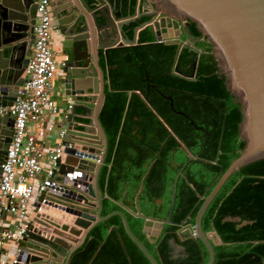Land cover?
<instances>
[{
	"label": "trees",
	"instance_id": "1",
	"mask_svg": "<svg viewBox=\"0 0 264 264\" xmlns=\"http://www.w3.org/2000/svg\"><path fill=\"white\" fill-rule=\"evenodd\" d=\"M135 4L136 0H118L117 9L126 16L134 12ZM136 25L125 28L131 30L128 33L130 38ZM190 30L194 37H202L196 24L192 23ZM150 38L151 30L145 28L138 43ZM199 45L204 52L201 56L190 50L181 51L178 69L182 75L172 73L177 59L176 45L149 43L120 47L103 57L110 67L108 75L111 82L105 90L99 113L108 141V154L100 173L99 186L106 188L110 197L103 200L102 216L123 211L115 201L134 210V198L141 179L159 153L145 179L139 206L145 216L165 219L170 209L172 184L179 170L173 162L181 168L187 161L184 152L178 148V142L189 154L198 155L183 168V176L176 184L171 222L163 224L154 242L142 232L143 219L123 212L133 234L158 264L208 263L209 255L203 243L199 239L180 240L177 231L185 219L186 224L194 225L203 202L199 196L208 195L245 146L239 131L241 105L227 89L225 77L211 52V43L204 37ZM190 74L194 77L188 79L186 75ZM131 90L141 91L154 113L141 97L134 94L121 128ZM166 97L172 99L174 111L184 115L175 113ZM239 170L226 181L202 217L203 232L215 234L220 241L219 244L212 242L214 264L264 263V161L242 173ZM227 218L233 220L227 221ZM243 222L247 224L241 225ZM112 226L117 227L120 239L114 232L108 235ZM105 238L107 240L103 244ZM172 241L182 250L176 251ZM70 264L150 262L127 236L121 218L114 216L91 230L85 243L73 253Z\"/></svg>",
	"mask_w": 264,
	"mask_h": 264
},
{
	"label": "water",
	"instance_id": "2",
	"mask_svg": "<svg viewBox=\"0 0 264 264\" xmlns=\"http://www.w3.org/2000/svg\"><path fill=\"white\" fill-rule=\"evenodd\" d=\"M94 1L95 3L89 4L85 0H51L53 15L62 35V48L67 56L63 68L65 78L62 89L75 103L55 126L54 133L60 139L61 152L72 160L82 157L89 168V172H81L75 176L69 183L68 190L61 195L68 203L59 206V209L73 217V220L71 225H67L33 217L27 223V232L16 243L17 253L14 262L6 264H70L73 253L85 243L91 230L114 216L121 218L127 236L150 264H158L133 234L123 212L143 219L142 232L154 242L160 235L163 224L171 222L176 184L178 178L183 176V168L188 161L197 159L198 155L189 154L184 145L178 142V148L184 152L187 161L178 170L173 181L170 209L165 219L147 217L139 206L145 179L159 153L141 179L134 198V210L125 207L120 201H115L123 211H114L102 216L103 200L110 197L107 194L102 197L99 190V177L108 154V141L99 121V113L105 99V84L110 83L111 79L107 78L105 81L99 51H103L106 58L112 49L134 46L137 33L150 28L156 43L177 46V59L172 73L182 75L178 69L181 51L186 49L197 55L203 53L193 47V43L199 38H195L190 31L192 23L196 24L202 36L211 43V52L218 61L220 73L225 77L227 89L241 105L242 121L239 124V131L241 139L245 142L240 155L232 161L208 195L199 196L203 202L196 214L194 225L186 224L185 219L177 231L180 240L199 239L209 255L207 264H214L212 242L219 244L220 241L215 234L203 232L202 217L234 172L240 169L239 172L242 173L264 161V0H146L149 2L150 11L143 15L140 11L142 0H137L134 12L126 16H122L118 10L115 11L118 0H113L112 3L110 0ZM35 7L34 0H0V106H12L16 98L23 93L21 88L25 82L24 69L31 55L34 40ZM142 17L149 20L137 24ZM131 24L137 25L132 29L133 35L130 38L128 33L131 30L125 28ZM196 66L197 59L193 62V68ZM186 76L190 79L194 74ZM134 94L141 97L144 104L153 112L143 93L131 90L128 92L121 128ZM166 98L174 111L172 99ZM78 103L80 105L77 106ZM78 107L84 110L82 116L87 119V126L78 125L75 117ZM174 112L184 115L180 111ZM12 125L11 116H0V166L12 137ZM170 136H173L171 132ZM94 140L101 150L93 148ZM173 155L174 152L172 160ZM217 158L218 156L215 162ZM97 159L99 163L95 164L94 160ZM57 165V175L61 178L66 169L59 159ZM108 171L110 172V168ZM87 207H91L92 210ZM245 224L247 222L241 225ZM113 232L119 237L116 226L110 227L108 235ZM106 240L107 238L103 244ZM171 244L176 246L175 241ZM121 245L123 247L122 243ZM124 253L128 259L125 250Z\"/></svg>",
	"mask_w": 264,
	"mask_h": 264
},
{
	"label": "built area",
	"instance_id": "3",
	"mask_svg": "<svg viewBox=\"0 0 264 264\" xmlns=\"http://www.w3.org/2000/svg\"><path fill=\"white\" fill-rule=\"evenodd\" d=\"M34 2V41L24 69L23 93L12 106H0V116L13 118L12 137L0 166V246L4 242L17 243L22 239L28 230L27 218H42L45 209H54L69 216L59 209L63 203L54 200L62 199L61 195L68 190L69 183L88 166L82 157L75 158L59 178L57 160L64 166L67 164L59 142L47 149L48 166L46 169L43 167L44 135L55 131L60 113L51 98V90L61 62L55 58L53 49L52 34L57 31V26L51 0ZM70 109L71 104H68L66 112ZM94 163H99V159ZM41 174L42 180L39 179ZM4 214L13 220L6 229L2 225Z\"/></svg>",
	"mask_w": 264,
	"mask_h": 264
},
{
	"label": "crops",
	"instance_id": "4",
	"mask_svg": "<svg viewBox=\"0 0 264 264\" xmlns=\"http://www.w3.org/2000/svg\"><path fill=\"white\" fill-rule=\"evenodd\" d=\"M85 1L87 3H89V4L95 3L94 0H85ZM110 2L112 3L113 0H110ZM77 3L79 4L78 1H77ZM117 10L118 9L116 8L115 11H117ZM140 11H141V14L143 15V14H145V13H147V12L150 11V7L147 4H143L141 6V8H140ZM54 24L56 25L55 20H54ZM143 30L144 29L140 30L137 33V36H136V44L134 46H136V45H145V44H149V43H156V38L154 37L152 31H151V38L150 39L141 40V41H144V42L138 43L139 35H140V33ZM52 39H53V46H54L53 49L56 52H58L60 50V43H61V35L59 34L58 31H54L53 32ZM99 54H100V66H101V68H102V70L104 72L105 78L107 79V77H108L107 74H108V71H109L110 67L108 65H106L105 60L103 59V57H104L103 51H99ZM55 58L59 62H61V60L63 59V56H55ZM108 86H109V84L107 85V87ZM51 98L54 100L55 104L58 106V108L60 110V113H59V115L57 117L58 118V122L56 123V125H57L59 123V121L61 120V118H64L65 115H66V113H68V112H66V109H67L68 104H71V105H74L75 104L73 102V100H72L71 97L66 96L64 94V91H63V89L61 87V78H57V76L54 78V81H53V87H52V90H51ZM78 105H80V104L78 103L77 106ZM76 113L77 114H76L75 117H76V120L78 121V125H81L80 122L82 121L83 118H85V117L82 116V114L84 113V110L82 108L78 107L76 109ZM44 140H45L46 144H45L44 149H43L44 156H45L44 159H43V167H44V169H46L47 166H48L47 157H46V155H47V149L48 148H51V147L55 146L57 143H59L60 142V139H59V137L53 131L52 133H46L44 135ZM96 142L97 141L94 140V142L92 143L93 148L95 150L96 149L101 150V148H98V144ZM64 159H65V162H67V164H65V169L68 167V165H70V164H72L74 162L72 159H70L66 155L64 156ZM84 172H89L88 166L86 167V169H85ZM39 179L40 180L43 179V174L39 175ZM99 190H100L101 196L102 197H105V195L107 194L106 188L101 189L100 186H99ZM54 201H56L57 203H63V204L68 203V201H66L64 199H55ZM88 209H91L92 210L91 207L88 208ZM58 212L59 211H56L54 209H49V208L48 209H45L44 213L42 214V216H43L42 218H45L47 221L57 222L59 224L65 223L67 225H71V222L73 220V217H71V216H65L64 215L65 217H67V220L66 221H63V220L57 218L58 215H59V213L61 214V212H59V213ZM56 214H58V215H56ZM29 220H31L30 216L27 218L26 221H29ZM10 223H13V220H12L11 216L4 214L2 216V225H3V228L6 229L7 227H9V224ZM16 253H17V244H16V242H14V241L4 242L0 246V261H1V264H6V262H12L14 260L15 256H16Z\"/></svg>",
	"mask_w": 264,
	"mask_h": 264
},
{
	"label": "flooded vegetation",
	"instance_id": "5",
	"mask_svg": "<svg viewBox=\"0 0 264 264\" xmlns=\"http://www.w3.org/2000/svg\"><path fill=\"white\" fill-rule=\"evenodd\" d=\"M136 3H137V0H136ZM143 4H147L148 6H149V2L148 1H146V0H142L141 1V5H140V8H141V6L143 5ZM135 8H136V4H135ZM135 10V9H134ZM132 14V13H131ZM142 19H144L142 22H141V20ZM54 20H55V22H56V26H57V31L59 32V34L61 35V33H60V29H59V27H58V23H57V21H56V19H55V17H54ZM149 20V18H144V17H142V18H140V20H139V22L137 23V24H139V23H143V22H145V21H148ZM35 23H36V14H35ZM192 25V24H191ZM34 26H35V24H34ZM191 27V26H190ZM191 31V30H190ZM33 34H34V32H33ZM195 38H199V40L198 41H196L195 43H193V47L194 48H196V49H198V50H200V45H199V43H201V41H203V39H204V37L202 36V37H195ZM34 41V40H33ZM208 41V40H207ZM33 46V45H32ZM54 47V46H53ZM55 51V50H54ZM31 52H32V48H31ZM193 52V51H192ZM204 53V52H203ZM202 53V54H203ZM211 53V52H210ZM196 54V53H195ZM201 54V55H202ZM55 55L56 56H63V59L61 60V66H60V69H59V72H58V74H57V78H61V87H62V85H63V79L65 78V73L63 72V68H64V65H65V62H66V58H67V56L64 54V50H63V48H62V35H61V43H60V50L58 51V52H56L55 51ZM201 55H197L196 54V56H201ZM108 77H109V75H107ZM107 77V78H108ZM107 79L105 78V81H106ZM108 84H110V83H108ZM107 82H106V84H105V90L107 89ZM73 106V105H72ZM80 124L81 125H84V126H87L88 125V121H87V119L86 118H83L82 119V121L80 122ZM174 163V165H175V167H178V169H180L179 168V164L178 163H175V162H173ZM178 165V166H177ZM174 246V245H173ZM174 247H176V251H179V250H182L181 248H178L177 246H174Z\"/></svg>",
	"mask_w": 264,
	"mask_h": 264
},
{
	"label": "bare ground",
	"instance_id": "6",
	"mask_svg": "<svg viewBox=\"0 0 264 264\" xmlns=\"http://www.w3.org/2000/svg\"><path fill=\"white\" fill-rule=\"evenodd\" d=\"M8 107H10V106H8ZM71 109H72V105H71ZM71 109H70V110H71ZM70 110H69V111H70ZM69 111H68V112H69ZM54 132H55V131H54ZM94 154H95V153H94ZM96 155H97V154H96ZM56 215H58V214H56ZM57 218H59V219H61V220H63V221H66V220H67V217H65L64 215H61L60 213H59V215H58Z\"/></svg>",
	"mask_w": 264,
	"mask_h": 264
}]
</instances>
